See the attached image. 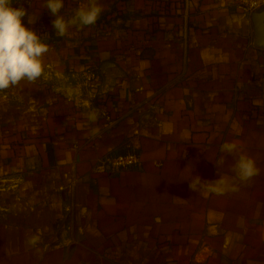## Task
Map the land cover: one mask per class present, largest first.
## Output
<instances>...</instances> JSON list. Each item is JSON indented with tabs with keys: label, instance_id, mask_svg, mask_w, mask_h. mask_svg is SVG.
I'll return each mask as SVG.
<instances>
[{
	"label": "crops",
	"instance_id": "1",
	"mask_svg": "<svg viewBox=\"0 0 264 264\" xmlns=\"http://www.w3.org/2000/svg\"><path fill=\"white\" fill-rule=\"evenodd\" d=\"M85 3L63 0V16ZM97 3L95 24L60 36L46 0H12L49 51L42 77L0 90V264H264V48L253 14L235 0ZM106 61L117 67L105 88L75 106L66 95L78 74H101ZM129 147L140 167L96 169ZM239 154L259 170L245 182L234 179ZM220 175L238 190L189 187Z\"/></svg>",
	"mask_w": 264,
	"mask_h": 264
},
{
	"label": "clouds",
	"instance_id": "2",
	"mask_svg": "<svg viewBox=\"0 0 264 264\" xmlns=\"http://www.w3.org/2000/svg\"><path fill=\"white\" fill-rule=\"evenodd\" d=\"M12 5V0H0V90L19 85L21 81L35 82L42 77V57L49 51L48 45L41 41L37 32L24 25L22 18L28 15L27 10L22 6ZM46 7L56 17L53 27L60 36L67 34L70 27L82 28L95 24L102 12L97 0H87V3L81 5L68 19L60 14L64 7L63 0H46ZM69 94L71 95V92ZM85 104L88 106L87 102ZM87 117L90 121H95L97 113L89 112ZM221 151L234 154L237 145L225 143ZM219 163H224L223 158ZM258 171L252 158L244 154L237 155L233 165L234 179L245 182L257 175ZM189 187L195 192L202 189L205 195H222L227 190H238L228 177L222 175L214 181H204L199 176H194ZM36 239L33 237L30 242L35 243Z\"/></svg>",
	"mask_w": 264,
	"mask_h": 264
},
{
	"label": "built area",
	"instance_id": "3",
	"mask_svg": "<svg viewBox=\"0 0 264 264\" xmlns=\"http://www.w3.org/2000/svg\"><path fill=\"white\" fill-rule=\"evenodd\" d=\"M235 4L242 12L252 15L264 7V0H235ZM255 5V6H253ZM63 15V10H61ZM102 77L99 69L94 66H86L78 74L76 81L67 91V98L74 102L75 106L82 107L87 98H95L100 93ZM71 92V95L69 94ZM142 164L141 155L134 147H129L125 152L111 153L99 159L97 170L105 171L121 170L126 168H138Z\"/></svg>",
	"mask_w": 264,
	"mask_h": 264
},
{
	"label": "water",
	"instance_id": "4",
	"mask_svg": "<svg viewBox=\"0 0 264 264\" xmlns=\"http://www.w3.org/2000/svg\"><path fill=\"white\" fill-rule=\"evenodd\" d=\"M253 22L255 28L254 45L259 48H264V8L253 13ZM116 64L112 61H106L101 65V75L103 77L102 90L108 82L109 70L116 68Z\"/></svg>",
	"mask_w": 264,
	"mask_h": 264
}]
</instances>
